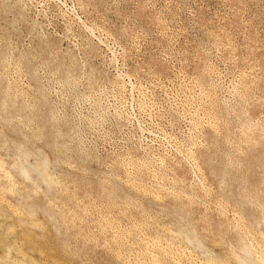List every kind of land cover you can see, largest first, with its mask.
Wrapping results in <instances>:
<instances>
[{
	"label": "rangeland",
	"instance_id": "obj_1",
	"mask_svg": "<svg viewBox=\"0 0 264 264\" xmlns=\"http://www.w3.org/2000/svg\"><path fill=\"white\" fill-rule=\"evenodd\" d=\"M263 259L264 0H0V264Z\"/></svg>",
	"mask_w": 264,
	"mask_h": 264
},
{
	"label": "bare ground",
	"instance_id": "obj_2",
	"mask_svg": "<svg viewBox=\"0 0 264 264\" xmlns=\"http://www.w3.org/2000/svg\"><path fill=\"white\" fill-rule=\"evenodd\" d=\"M218 40H219V38H218ZM216 43H217V42H216ZM221 47H222V46H221ZM231 52H232V51H231ZM228 53H229V52H228ZM233 58H234V57H233ZM243 61H244V60H243ZM247 64H248V63H247ZM258 68H259V67H258ZM254 69H255V68H254ZM244 77H245V76H244ZM241 78H242V77H241ZM241 78H240V79H241ZM202 79H204V78L202 77ZM96 90H97V89H96ZM257 139H258V138H257ZM194 144H195V143H194ZM190 145H191V144H190ZM257 145H258V144H257ZM248 150H249V149H248ZM14 151H15V150H14ZM15 152H16V151H15ZM16 153H17V152H16ZM31 154H32V153H31ZM192 155H193V154H192ZM28 156H29V154H28ZM23 157H24V156H23ZM25 164H26V163H25ZM42 164H43V163H42ZM18 166H19V165H18ZM22 166H23V164H22L20 167H22ZM177 167H178V165H177ZM179 167H180V166H179ZM12 168H13V167H12ZM14 169H15V168H14ZM14 169H13V170H14ZM18 169H20V168H17V170H18ZM20 170H21V169H20ZM21 171H23V173H24L23 175H26L23 169H22ZM21 171H20L19 173H20L21 176L23 177ZM14 172H15V170H14ZM16 172H17V171H16ZM20 174H17V175L19 176ZM17 175H16V176H17ZM21 176H20V177H21ZM17 178H18V177H17ZM55 178H56V177H55ZM18 179H19V178H18ZM23 179H25V178L23 177ZM26 179H28L27 176H26ZM26 179H25V181H26ZM27 181H28V180H27ZM27 181H26V182H27ZM176 181H177V180H176ZM182 183H183V182H182ZM31 184H32V183H31ZM183 185H184V184H183ZM21 186H22V185H21ZM32 186H33V184H32ZM189 188H190V187H189ZM179 190H180V189H179ZM182 190H183V189H182ZM166 193H167V192H166ZM180 194H181V193H180ZM8 195H9V194H8ZM44 195H45V194H44ZM162 196H163V195H162ZM170 196H171V195H170ZM176 196H177V195H176ZM181 196H182V195H181ZM181 198H182V197H181ZM45 199H46V198H45ZM167 199H168V198H167ZM173 199H174V198H173ZM182 199H183V198H182ZM183 200H184V199H183ZM57 201H58V200H57ZM186 201H187V200H186ZM186 201H185V202H186ZM54 202H55V201H54ZM58 202H59V201H58ZM16 203L18 204V202H16ZM19 203H20V202H19ZM33 205H34V204H33ZM50 205H51V204H50ZM50 205H49V206H50ZM53 207H54V206H53ZM53 210H54V209H53ZM37 211H38V209H37ZM26 214H27V211H26ZM28 214H29V213H28ZM33 214H34V213H33ZM30 215H32V213L29 214V215H26V216H29V217H30ZM34 215H35V214H34ZM27 218H28V217H27ZM40 218H41V217H40ZM29 219H31V218H28V220H29ZM25 220H26V219H25ZM31 220H34V218L31 219ZM34 221H35V220H34ZM63 222H64V221H63ZM23 223H25V222H23ZM29 223H30V222H29ZM181 223H182V222H181ZM25 224H26V223H25ZM30 225H31V224H30ZM33 227H36V226H34V224H33ZM39 230H40V229H39ZM5 258H7V257H5ZM21 258H22V257H21ZM260 258H261V257H260ZM2 259H3V258H2ZM3 260H4V259H3ZM6 260H7V259H6ZM6 260H5V261H6ZM49 260H50V259H49ZM260 260L262 261V259H260ZM263 260H264V259H263ZM7 261H8V260H7ZM7 261H6V262H7ZM9 261H11V260L9 259ZM9 261H8V263H9ZM51 261H52V260H51ZM11 263H12V262H11ZM20 263H21V262H20ZM31 263L33 264L34 262H31ZM52 263H53V262H52ZM151 263H152V262H151ZM260 263H261V262H260ZM14 264H16V263H14ZM18 264H19V263H18Z\"/></svg>",
	"mask_w": 264,
	"mask_h": 264
}]
</instances>
